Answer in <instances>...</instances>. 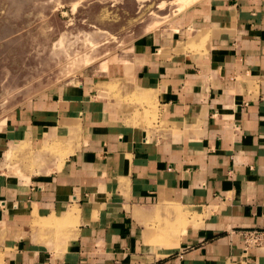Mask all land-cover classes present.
<instances>
[{
    "label": "crops",
    "instance_id": "obj_1",
    "mask_svg": "<svg viewBox=\"0 0 264 264\" xmlns=\"http://www.w3.org/2000/svg\"><path fill=\"white\" fill-rule=\"evenodd\" d=\"M120 57L151 108L89 79L0 125V264H264V0H199Z\"/></svg>",
    "mask_w": 264,
    "mask_h": 264
},
{
    "label": "rangeland",
    "instance_id": "obj_2",
    "mask_svg": "<svg viewBox=\"0 0 264 264\" xmlns=\"http://www.w3.org/2000/svg\"><path fill=\"white\" fill-rule=\"evenodd\" d=\"M197 1L0 0V125L41 93L89 79L103 82L97 86L102 99L151 108L146 94H123L121 80L108 75L139 35L177 28L180 15ZM57 149L44 154L60 162L67 151ZM22 151L17 162L33 172L44 155Z\"/></svg>",
    "mask_w": 264,
    "mask_h": 264
},
{
    "label": "built area",
    "instance_id": "obj_3",
    "mask_svg": "<svg viewBox=\"0 0 264 264\" xmlns=\"http://www.w3.org/2000/svg\"><path fill=\"white\" fill-rule=\"evenodd\" d=\"M260 246H264V235L258 234L256 232L250 233L246 238V248L260 247Z\"/></svg>",
    "mask_w": 264,
    "mask_h": 264
}]
</instances>
